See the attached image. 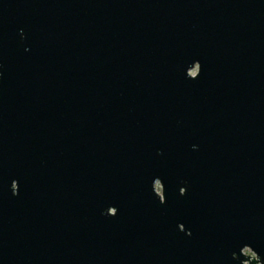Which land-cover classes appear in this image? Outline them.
I'll return each instance as SVG.
<instances>
[{
    "label": "water",
    "instance_id": "obj_1",
    "mask_svg": "<svg viewBox=\"0 0 264 264\" xmlns=\"http://www.w3.org/2000/svg\"><path fill=\"white\" fill-rule=\"evenodd\" d=\"M0 264H264V0H0Z\"/></svg>",
    "mask_w": 264,
    "mask_h": 264
},
{
    "label": "flooded vegetation",
    "instance_id": "obj_2",
    "mask_svg": "<svg viewBox=\"0 0 264 264\" xmlns=\"http://www.w3.org/2000/svg\"><path fill=\"white\" fill-rule=\"evenodd\" d=\"M154 188H155V192L158 194V196H159V199H160V201L162 202L164 199H163V196H162V186H161V184H160V181L158 180V179H156V181L154 182ZM180 191L181 192H183V189H180ZM88 198H90V195H88ZM108 211H109V213H114L115 212V209H114V207H110L109 209H108ZM179 227L181 228V229H184V226H183V224L182 223H179ZM188 232V231H187ZM246 253H249V250L248 249H245L244 250Z\"/></svg>",
    "mask_w": 264,
    "mask_h": 264
}]
</instances>
